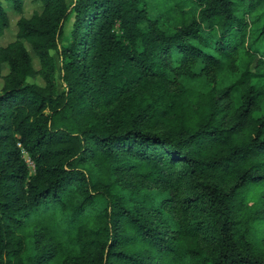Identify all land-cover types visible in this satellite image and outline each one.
Returning a JSON list of instances; mask_svg holds the SVG:
<instances>
[{"label": "trees", "instance_id": "trees-1", "mask_svg": "<svg viewBox=\"0 0 264 264\" xmlns=\"http://www.w3.org/2000/svg\"><path fill=\"white\" fill-rule=\"evenodd\" d=\"M37 1L0 44V264H264V0Z\"/></svg>", "mask_w": 264, "mask_h": 264}, {"label": "rangeland", "instance_id": "rangeland-1", "mask_svg": "<svg viewBox=\"0 0 264 264\" xmlns=\"http://www.w3.org/2000/svg\"><path fill=\"white\" fill-rule=\"evenodd\" d=\"M68 3H71L73 0H67ZM5 6L8 10L9 18H10V25L3 34L0 36V44L2 45H7L9 42H12L15 40L16 33H17V21L20 19L21 16H27L30 17L35 11H40L42 9V5L39 1L37 0H24V7L22 13L17 12L11 4L5 3ZM262 27V24H257L252 28V34H253V39H259V43L261 46H264V41L262 36L260 35L259 31ZM67 36L69 37L70 34V29H66ZM40 67L38 61L35 59V68L38 69ZM264 72V71H263ZM8 73V67L6 65H3L0 68V91L3 87L4 84V76ZM35 79V78H34ZM36 81L41 80L39 78L35 79ZM254 83H258L260 85H264V77L259 76V77H254L253 78ZM59 89H60V82H59ZM235 98L237 99L238 102H240V95L237 93L235 95ZM260 113H264V104L262 107V111ZM27 160L29 165L33 168V163L32 161L28 158Z\"/></svg>", "mask_w": 264, "mask_h": 264}]
</instances>
